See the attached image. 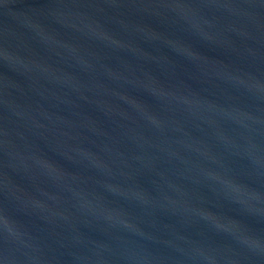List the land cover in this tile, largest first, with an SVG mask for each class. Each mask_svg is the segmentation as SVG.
I'll return each mask as SVG.
<instances>
[{
  "label": "water",
  "instance_id": "1",
  "mask_svg": "<svg viewBox=\"0 0 264 264\" xmlns=\"http://www.w3.org/2000/svg\"><path fill=\"white\" fill-rule=\"evenodd\" d=\"M0 264H264V0H0Z\"/></svg>",
  "mask_w": 264,
  "mask_h": 264
}]
</instances>
